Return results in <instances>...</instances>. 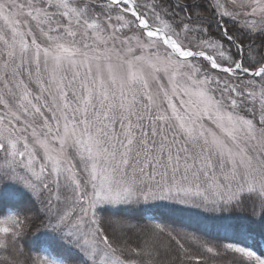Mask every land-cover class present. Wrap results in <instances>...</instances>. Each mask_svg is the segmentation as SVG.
<instances>
[{
  "label": "snow or ice",
  "instance_id": "snow-or-ice-1",
  "mask_svg": "<svg viewBox=\"0 0 264 264\" xmlns=\"http://www.w3.org/2000/svg\"><path fill=\"white\" fill-rule=\"evenodd\" d=\"M0 189V264H264V0H0Z\"/></svg>",
  "mask_w": 264,
  "mask_h": 264
},
{
  "label": "trees",
  "instance_id": "trees-1",
  "mask_svg": "<svg viewBox=\"0 0 264 264\" xmlns=\"http://www.w3.org/2000/svg\"><path fill=\"white\" fill-rule=\"evenodd\" d=\"M3 197H4L3 190L0 189V203H6L7 202L6 200H4ZM27 239L29 240L30 243H33L34 246H35L36 243H38V240H36V237L34 235L33 236H29Z\"/></svg>",
  "mask_w": 264,
  "mask_h": 264
}]
</instances>
